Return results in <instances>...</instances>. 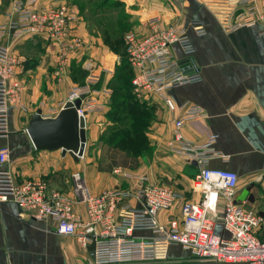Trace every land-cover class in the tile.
<instances>
[{"label": "crops", "instance_id": "crops-1", "mask_svg": "<svg viewBox=\"0 0 264 264\" xmlns=\"http://www.w3.org/2000/svg\"><path fill=\"white\" fill-rule=\"evenodd\" d=\"M79 1L39 0L38 7H69L72 35L91 46L90 53L94 57L88 60L89 51L86 47L79 49L74 55L77 61L74 73L82 77L86 74L81 83V78L74 80L68 77L63 83L53 80L58 65L57 49L46 48L47 40L44 37L27 35L12 40L9 36L0 34V45L12 44L14 53L22 61L17 72L25 84L22 104L10 113L11 135L7 140H0V148L6 146L11 150L10 168L16 178H42L49 183L51 189L71 196V178L74 172L82 173L94 195L115 188L133 189L136 186V177L133 176L141 175L147 177L153 185L171 188L185 199L199 202L201 195L193 192L197 166L188 156L176 152L171 146L175 122L184 114L182 106L198 105L203 114L184 123L182 133L185 139L195 145H204L211 137H215L209 167L237 173V203L245 209L264 215L262 23L230 30L246 8L231 5L228 0H106L108 8H111L109 6L112 3L126 5V10L130 13L131 32L125 35L149 34L148 22L155 17L161 19L163 26L187 25L191 20L198 19L206 29V35L197 36L189 28L188 33L196 50L191 57H185L177 46L173 47L180 63H191L188 74L200 75L202 81L148 98L154 115L147 134L151 152L140 158L136 169L132 171L111 166L112 162L104 155L108 144L102 140L107 139L113 125L107 117L111 111L113 96L110 83L116 78L118 67L123 64L124 53L122 49L119 52L108 49L106 41L103 47L93 45L99 41L91 33L96 31L97 24L93 20L89 22L82 19ZM258 6L264 15V0H258ZM11 11L10 0H0V27L10 22ZM91 71L99 78L94 97L100 104V110L87 117L84 156L76 161L69 154L64 156L60 150H35L28 135L24 133L30 117L39 109L45 117H56L65 106L71 89L83 85L92 74ZM164 97L174 101L177 106L175 111L169 110ZM93 146L97 150L85 156ZM118 168L123 172L116 174ZM129 203L139 207L135 199H131ZM75 210L85 214L82 205H77ZM122 215V212H118L119 220ZM179 215L180 203L170 211L160 212L158 220L167 224ZM53 226L52 220L35 221L28 212L20 210L12 202L0 203V264H93L94 258L88 250L91 244L84 245L76 237L59 236L53 231ZM217 232H221V225L217 226ZM135 235L150 237L151 233L137 232ZM147 264L228 263L199 261L193 258L190 250L171 246L167 248L164 261Z\"/></svg>", "mask_w": 264, "mask_h": 264}, {"label": "built area", "instance_id": "built-area-1", "mask_svg": "<svg viewBox=\"0 0 264 264\" xmlns=\"http://www.w3.org/2000/svg\"><path fill=\"white\" fill-rule=\"evenodd\" d=\"M38 1L10 0V22L0 27V34L12 40L27 35L41 36L57 43L63 55L69 50L68 44L80 46L81 39L72 35L69 7L39 8ZM228 2L246 8L230 30L262 23L264 34V15L258 0ZM148 23L149 34L129 33L124 37L127 60L134 72L132 87L136 98L144 100L201 82L200 75H189L181 70L173 51L177 46L185 57L195 54L188 30L191 28L197 36L206 35L201 22L193 19L187 25L163 26L161 19L155 17ZM21 64L12 44L0 45V140H7L11 135V110L22 104L25 84L17 72ZM91 73L87 81L73 87L67 97V102L72 103L81 99L77 113L86 120L88 115L100 110L94 97L99 78ZM164 100L170 111L177 109L172 99L164 97ZM182 109L184 114L175 122L171 146L197 166L193 192L201 195L199 202L189 201L171 188L153 185L141 175L133 176L136 177L133 189L115 188L94 195L81 172L72 174V191L68 196L51 189L42 178L19 181L10 168L11 150L4 146L0 148V203L12 202L38 222L52 220L53 231L59 236L76 237L84 245L95 243L93 264L161 262L171 246L190 250L199 261L264 264V215L237 203V173L209 167L215 137L204 145L185 139L184 123L202 116L200 106L186 104ZM121 172V168L115 171L116 174ZM131 199H135L139 207L132 206ZM178 203L179 217L167 224L160 223L159 213L172 210ZM77 205L83 206L84 215L75 210ZM118 212L123 213L120 220ZM218 225H221L220 233ZM137 232H149L151 236L138 237Z\"/></svg>", "mask_w": 264, "mask_h": 264}, {"label": "rangeland", "instance_id": "rangeland-1", "mask_svg": "<svg viewBox=\"0 0 264 264\" xmlns=\"http://www.w3.org/2000/svg\"><path fill=\"white\" fill-rule=\"evenodd\" d=\"M107 1L110 2V0H107ZM105 2L106 0L104 2L103 0L102 2L101 0H88L87 2H85V0L84 1L80 0L78 2V5L80 6V9H82L80 11L81 15H83L82 19L84 21H89V22L93 20L97 24L96 31L91 32V33L99 41H97V43L93 45L97 47L98 46L103 47L104 45L103 43L106 41L105 46L108 47V49L119 50L122 47L125 34L128 32H131V23H130V15H129L130 13H128V11L126 10L127 9L126 5H122L120 3H112L109 6L111 8H108L106 6L107 2L106 3ZM81 42H82L80 43L81 45L78 47H70V45L68 44L69 50L66 52L65 55L62 54L60 47L57 43L50 42L48 40L45 42L46 48L52 47L51 50L55 48L57 49L56 54L58 55V63H57L58 65L56 67L57 72L55 74V77H53V80H55V82L63 83L68 80L66 78L71 77L74 80L76 78H81V81H80L81 83L83 81L82 78L84 79L86 77V74H84V76L82 77V76L77 75L73 71V69L75 70L77 68L76 66L77 61L74 59V55H76L79 49L86 47V49L89 51L87 53L88 60H91V58L94 59L93 55L90 53L91 46H88L87 43H83L84 42L83 39H81ZM86 58L87 57H85V60ZM87 63H90V62H87ZM88 71H89V67L87 66V72ZM148 98L149 97H145L144 102L139 103L140 106H142L143 108H146L144 107V104H146V106L151 107L149 106ZM109 114L110 113H108L107 115V117L110 119L109 122L110 121L112 122V120L114 121L111 114L109 117ZM16 126H18V124H16ZM150 127H151V123H149V126L146 127L147 134L150 131ZM106 132L108 131L106 130ZM24 133L28 135L27 132H24ZM109 134H110V131L108 132L106 136L107 140H108V137L110 136ZM103 139L104 138H102V140ZM103 141L105 144H108V141L107 142L105 140ZM95 148L96 146L91 147L87 151V155L85 156H88L89 154L90 155L93 154L94 150H97V148L96 149ZM104 155H106V159L108 161L112 162L111 166L114 168L122 167L124 169L133 171L136 169V166L138 165V162H139V159H135L133 157L126 155L125 152L121 149L110 148L109 145ZM19 181L23 182L24 180L20 179Z\"/></svg>", "mask_w": 264, "mask_h": 264}, {"label": "trees", "instance_id": "trees-1", "mask_svg": "<svg viewBox=\"0 0 264 264\" xmlns=\"http://www.w3.org/2000/svg\"><path fill=\"white\" fill-rule=\"evenodd\" d=\"M121 49L124 61L117 69L116 78L110 83L113 89L110 114L114 121L112 120L108 140H103L108 141L111 148L121 149L126 155L140 159L151 152L146 127L152 123L154 115L146 104V108L140 106L139 103L144 100H138L133 94L134 72L127 60L125 42L122 43ZM121 49L115 51L119 52Z\"/></svg>", "mask_w": 264, "mask_h": 264}, {"label": "water", "instance_id": "water-1", "mask_svg": "<svg viewBox=\"0 0 264 264\" xmlns=\"http://www.w3.org/2000/svg\"><path fill=\"white\" fill-rule=\"evenodd\" d=\"M189 61L180 63L181 70L188 74ZM196 69V67H194ZM81 99L67 102L54 118H45L42 111L37 110L31 117L26 129L28 137L35 150L62 151L78 161L85 154L87 143L86 119L79 117L77 109ZM92 258H95V243L88 248Z\"/></svg>", "mask_w": 264, "mask_h": 264}]
</instances>
